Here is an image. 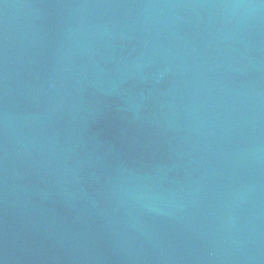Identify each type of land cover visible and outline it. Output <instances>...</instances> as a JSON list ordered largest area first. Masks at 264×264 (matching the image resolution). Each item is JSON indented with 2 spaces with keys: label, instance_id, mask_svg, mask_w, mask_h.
<instances>
[{
  "label": "water",
  "instance_id": "1",
  "mask_svg": "<svg viewBox=\"0 0 264 264\" xmlns=\"http://www.w3.org/2000/svg\"><path fill=\"white\" fill-rule=\"evenodd\" d=\"M0 264H264V0H0Z\"/></svg>",
  "mask_w": 264,
  "mask_h": 264
}]
</instances>
